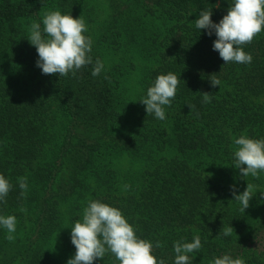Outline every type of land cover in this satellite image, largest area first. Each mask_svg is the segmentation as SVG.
<instances>
[{"label": "trees", "instance_id": "1", "mask_svg": "<svg viewBox=\"0 0 264 264\" xmlns=\"http://www.w3.org/2000/svg\"><path fill=\"white\" fill-rule=\"evenodd\" d=\"M233 3L104 0L107 13L94 35L89 26L100 7L92 0H0V174L12 184L0 215L17 220L13 242L0 226V264H67L76 252L71 228L90 199L119 209L165 264H174V242L190 243L196 235L202 246L188 254L192 264L224 254L264 264V172L242 177L233 157L234 138L264 139V29L243 46L250 64H225L213 51L215 33L194 24L207 10L219 23ZM57 10L82 16L83 34L92 40L93 64L75 76L42 74L28 41L30 25L43 28V13ZM121 53L123 61L113 57ZM136 54L153 67L134 96L129 79L139 68ZM97 59L104 68L93 76ZM169 72L180 82L166 118L147 116L140 101ZM213 74L219 86L211 85ZM199 93L212 94L211 102ZM122 157L130 168L120 172ZM19 177H27L24 196ZM247 183L256 187L242 212L232 188L239 195ZM66 205L69 236L57 245ZM229 226L230 236L216 238ZM94 264L119 261L109 253Z\"/></svg>", "mask_w": 264, "mask_h": 264}, {"label": "clouds", "instance_id": "2", "mask_svg": "<svg viewBox=\"0 0 264 264\" xmlns=\"http://www.w3.org/2000/svg\"><path fill=\"white\" fill-rule=\"evenodd\" d=\"M218 6V5H217ZM212 11H202L199 18L194 21L195 27L200 30H208V35L215 33L213 51L219 53L220 58L226 63L235 62L250 64L252 56L243 50V46L250 44L254 37L264 29V0H234L229 6L227 15L219 23H213ZM40 23L33 22L29 28L28 41L36 48L39 59L36 66L42 70V74L67 76L70 72L73 76L84 66L93 64L89 53L92 50V40L83 33L87 32V26L80 16L74 19L72 15H62L60 11H45ZM104 68L101 60L95 61L92 75L98 76ZM180 79L174 73L158 75L151 87L148 88L146 97L140 103L146 106V113L154 115L159 120H164L165 106H171L175 98ZM213 87L221 83L213 74L210 79ZM203 97V103H210L212 94L199 93ZM235 150L233 153L235 168L242 177L251 175L258 178L260 172H264V139L248 138L242 134L234 138ZM18 184L21 196L27 191V177H19ZM129 186L125 185L127 189ZM255 185L247 183L246 190L237 195L235 186L232 188L234 201L245 212L253 197ZM12 184L0 174V202H5ZM264 197V193H261ZM21 212L26 208L21 207ZM17 220L13 215H0V226L7 230L6 239L9 242L15 240L13 233L16 231ZM233 228L222 227L219 236H230ZM71 243L75 246L74 257L68 259L67 264H94L96 260H103L106 254L115 257L119 264H165L164 259L152 254L153 244L145 239L137 237L136 230L128 223L122 212L99 200H89L83 209L82 221L75 222L71 228ZM199 235L193 238V242L176 241L173 244L175 259L174 264H192L189 253L201 248ZM156 248L163 247L160 241ZM209 264H245L242 258H233L230 254L222 257H214Z\"/></svg>", "mask_w": 264, "mask_h": 264}, {"label": "rangeland", "instance_id": "3", "mask_svg": "<svg viewBox=\"0 0 264 264\" xmlns=\"http://www.w3.org/2000/svg\"><path fill=\"white\" fill-rule=\"evenodd\" d=\"M92 4L100 7V8L97 7V9L94 10L93 19L95 21L93 20V23H91L89 26L91 33H94V35H96L100 31L101 23L104 21L105 14L107 13V11L105 13V10L107 9L104 4V0H92ZM126 55L130 58V56L127 53ZM113 57L121 61H123L124 59L123 58L124 55L122 53L117 54V56H113ZM132 57L133 58L136 57L135 61L137 62V64H139V68L136 71H133V74L129 79V85L131 87V94L135 96V94L138 95L140 93L139 83H140L141 78L151 67H153V63L147 59H144L143 56L141 55L137 56L136 54V55H133ZM108 58H112V57L109 56ZM117 165H118L119 171L123 172L130 168L129 159L127 157H122L117 160ZM64 214H65V220H64V224L62 225L61 230L58 231L57 245H61V243H63V240L66 239V235L69 236L67 232L69 231V225H70V221L72 217V210L70 209L69 205L64 206Z\"/></svg>", "mask_w": 264, "mask_h": 264}]
</instances>
